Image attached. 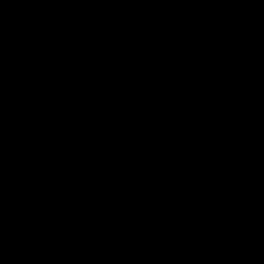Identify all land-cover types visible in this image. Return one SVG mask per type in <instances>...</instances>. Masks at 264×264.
<instances>
[{"label":"water","instance_id":"obj_1","mask_svg":"<svg viewBox=\"0 0 264 264\" xmlns=\"http://www.w3.org/2000/svg\"><path fill=\"white\" fill-rule=\"evenodd\" d=\"M0 264H264V0H0Z\"/></svg>","mask_w":264,"mask_h":264}]
</instances>
